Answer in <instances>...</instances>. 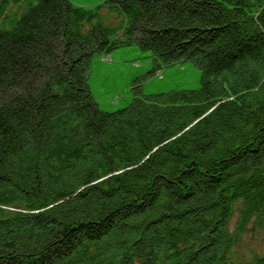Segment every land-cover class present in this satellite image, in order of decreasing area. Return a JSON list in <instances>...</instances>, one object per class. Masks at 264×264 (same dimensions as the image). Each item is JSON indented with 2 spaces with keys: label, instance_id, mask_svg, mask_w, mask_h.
<instances>
[{
  "label": "trees",
  "instance_id": "trees-1",
  "mask_svg": "<svg viewBox=\"0 0 264 264\" xmlns=\"http://www.w3.org/2000/svg\"><path fill=\"white\" fill-rule=\"evenodd\" d=\"M17 1L0 0V264H264L240 251L264 227V0ZM133 46L200 88L101 110L92 59Z\"/></svg>",
  "mask_w": 264,
  "mask_h": 264
},
{
  "label": "rangeland",
  "instance_id": "rangeland-1",
  "mask_svg": "<svg viewBox=\"0 0 264 264\" xmlns=\"http://www.w3.org/2000/svg\"><path fill=\"white\" fill-rule=\"evenodd\" d=\"M37 1L12 2V10L9 12L15 11L21 15ZM71 1L91 8L108 0ZM89 84L99 108L106 112H115L132 102L138 90L144 95L198 90L201 86V71L192 63L173 67L159 66L151 57V52H144L137 46L123 47L93 57ZM240 249L246 262L251 251L264 256V227L255 234H247Z\"/></svg>",
  "mask_w": 264,
  "mask_h": 264
}]
</instances>
